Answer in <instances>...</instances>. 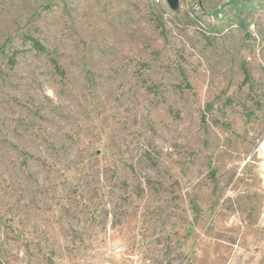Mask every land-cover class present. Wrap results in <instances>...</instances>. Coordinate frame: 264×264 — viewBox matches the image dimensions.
Wrapping results in <instances>:
<instances>
[{
	"label": "rangeland",
	"instance_id": "rangeland-1",
	"mask_svg": "<svg viewBox=\"0 0 264 264\" xmlns=\"http://www.w3.org/2000/svg\"><path fill=\"white\" fill-rule=\"evenodd\" d=\"M234 1L0 0V264H264V4Z\"/></svg>",
	"mask_w": 264,
	"mask_h": 264
},
{
	"label": "trees",
	"instance_id": "trees-1",
	"mask_svg": "<svg viewBox=\"0 0 264 264\" xmlns=\"http://www.w3.org/2000/svg\"><path fill=\"white\" fill-rule=\"evenodd\" d=\"M239 0H235L234 2H236V4L238 3ZM260 1L261 4H264V0H258ZM243 3L245 4V8H248V2L243 0ZM248 10V9H247ZM250 11V10H249ZM215 32H221L220 29L218 27H214ZM27 40L30 41L32 48L35 51H39V52H43V53H49V51H47V48L45 47V45L37 38L33 37L30 34H24L23 35ZM11 47V46H10ZM20 55L19 50L17 49H12L11 53L8 54V62L11 65H15L17 63L18 60V56ZM51 63H53V65L55 66L56 70L58 72H60L62 75H65V71H63L62 66L59 64L58 59L55 56H51ZM244 71H245V79H244V83H248L251 79V74L249 72V69L244 67Z\"/></svg>",
	"mask_w": 264,
	"mask_h": 264
},
{
	"label": "water",
	"instance_id": "water-1",
	"mask_svg": "<svg viewBox=\"0 0 264 264\" xmlns=\"http://www.w3.org/2000/svg\"><path fill=\"white\" fill-rule=\"evenodd\" d=\"M168 4L171 6L172 9L178 11L180 9L179 0H167Z\"/></svg>",
	"mask_w": 264,
	"mask_h": 264
}]
</instances>
